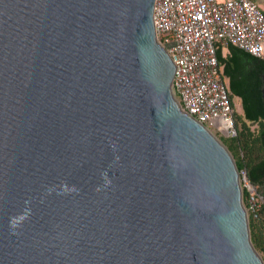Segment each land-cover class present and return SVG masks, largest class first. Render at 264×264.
Returning <instances> with one entry per match:
<instances>
[{
    "label": "water",
    "instance_id": "95a60500",
    "mask_svg": "<svg viewBox=\"0 0 264 264\" xmlns=\"http://www.w3.org/2000/svg\"><path fill=\"white\" fill-rule=\"evenodd\" d=\"M155 1L0 0V264H264L232 154L173 96ZM217 45L254 125L264 59Z\"/></svg>",
    "mask_w": 264,
    "mask_h": 264
},
{
    "label": "built area",
    "instance_id": "2783aa9c",
    "mask_svg": "<svg viewBox=\"0 0 264 264\" xmlns=\"http://www.w3.org/2000/svg\"><path fill=\"white\" fill-rule=\"evenodd\" d=\"M155 33L176 70L172 93L182 110L218 137H235L238 122L216 51L231 42L264 59V12L256 0H156ZM247 210L256 215L262 195L240 172Z\"/></svg>",
    "mask_w": 264,
    "mask_h": 264
},
{
    "label": "trees",
    "instance_id": "16d2710c",
    "mask_svg": "<svg viewBox=\"0 0 264 264\" xmlns=\"http://www.w3.org/2000/svg\"><path fill=\"white\" fill-rule=\"evenodd\" d=\"M226 48H227V52L224 54L221 49L222 58L227 60L234 69V63L228 58V56L233 57V54L229 48V44L226 45ZM240 49L243 50L242 48ZM243 51L247 52L245 50ZM218 62L222 66V74L227 79L229 96L230 99L232 100V103H233V98L237 97L240 99L243 108L242 113L235 112V117L238 122L237 135L235 137H230V138L222 137L221 141L227 147V149L232 153L235 159V164L237 169L240 172L245 171L246 178L248 179V181L254 185H258L259 187H261L262 190L259 191L262 195H264V185H259L257 183L251 182L250 179V173L252 168L262 163V161H264V145L262 140V134L264 133V118L259 115V119L255 123L256 129L255 130L250 129V127L247 125V122L253 123L256 120L247 119L242 96L237 95L232 91L230 84L231 76L224 74V68L227 63L225 62L222 64V61H218ZM238 151H243L244 155L242 157L236 156ZM242 193H243V202L246 205L247 191L243 188ZM248 216L250 221L251 236L254 247L258 251H261L264 254V201L257 217H254L253 215H248Z\"/></svg>",
    "mask_w": 264,
    "mask_h": 264
},
{
    "label": "rangeland",
    "instance_id": "374dc122",
    "mask_svg": "<svg viewBox=\"0 0 264 264\" xmlns=\"http://www.w3.org/2000/svg\"><path fill=\"white\" fill-rule=\"evenodd\" d=\"M257 1V0H256ZM257 3H258V6H259V8L264 12V1H262V2H258L257 1ZM222 52L223 53H225V50H222ZM233 103H234V109L237 111V113H241V108H240V102H239V98H237V97H234L233 98ZM252 123H250V122H247V125L250 127V129L251 130H255L256 129V125L254 124V125H251ZM241 126V125H240ZM218 139H220L221 140V137H218V136H216ZM231 153V152H230ZM232 154V153H231ZM244 155V153H243V151H238V153H237V155L236 156H239V157H242ZM233 156V155H232ZM234 158V157H233ZM235 160V159H234ZM245 176H246V174H245ZM241 179V178H240ZM240 184H241V181H240ZM256 186V190H257V193H259L260 195H262L261 193H260V191L259 190H262V188L261 187H259L258 185H255ZM241 188H242V190H243V187H242V185H241ZM263 201H264V195H262V204H263ZM262 204H261V206H262ZM245 205V204H244ZM261 206L259 207V209L257 210V212H256V215H253L252 213H250V211H248L247 210V205H245V208H246V210H247V213H248V215H253L254 217H257L258 216V214H259V212H260V208H261ZM257 250V249H256ZM258 251V250H257ZM258 253L260 254V256L262 257V259L264 258V254L261 252V251H258Z\"/></svg>",
    "mask_w": 264,
    "mask_h": 264
},
{
    "label": "crops",
    "instance_id": "0c3cea01",
    "mask_svg": "<svg viewBox=\"0 0 264 264\" xmlns=\"http://www.w3.org/2000/svg\"><path fill=\"white\" fill-rule=\"evenodd\" d=\"M222 50H225V53L227 52V48H226V45L222 46L221 48ZM224 54V53H223Z\"/></svg>",
    "mask_w": 264,
    "mask_h": 264
},
{
    "label": "flooded vegetation",
    "instance_id": "af4514ba",
    "mask_svg": "<svg viewBox=\"0 0 264 264\" xmlns=\"http://www.w3.org/2000/svg\"><path fill=\"white\" fill-rule=\"evenodd\" d=\"M239 102H240V108H241V113H242L243 112V108H242V103H241L240 99H239Z\"/></svg>",
    "mask_w": 264,
    "mask_h": 264
}]
</instances>
